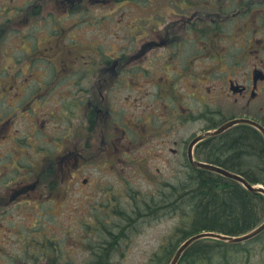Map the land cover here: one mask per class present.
Wrapping results in <instances>:
<instances>
[{
	"label": "flooded vegetation",
	"instance_id": "obj_1",
	"mask_svg": "<svg viewBox=\"0 0 264 264\" xmlns=\"http://www.w3.org/2000/svg\"><path fill=\"white\" fill-rule=\"evenodd\" d=\"M52 120L64 125L57 133ZM238 120L264 126V0H0L1 219H11L24 196L53 200L67 179L94 166L123 188L119 197L103 188L98 203L113 213L105 219L92 209L84 230L111 237L104 249L124 252L129 244L112 238L142 231L134 216L144 220L157 208L125 173H146L155 161L190 171L193 142ZM242 127L257 130L237 124L219 136ZM219 136L197 144L195 158L205 162L197 150ZM122 199L130 201L119 210L113 201ZM1 229L14 238L0 235V264H21L20 230ZM253 239L264 264V231ZM10 243L17 252L6 250ZM231 245L203 247L222 252L223 264L240 263L234 257L245 252ZM174 248L161 245L148 264H166ZM192 254L186 263L208 264L209 255L200 262Z\"/></svg>",
	"mask_w": 264,
	"mask_h": 264
},
{
	"label": "rangeland",
	"instance_id": "obj_2",
	"mask_svg": "<svg viewBox=\"0 0 264 264\" xmlns=\"http://www.w3.org/2000/svg\"><path fill=\"white\" fill-rule=\"evenodd\" d=\"M60 126L64 127L58 120H52L50 123L51 132L57 133L60 128H63ZM22 130L29 132L23 126L21 132ZM47 141L50 142L51 147L55 148L50 140L47 139ZM52 143H55V140H52ZM55 145H59V140ZM165 167V163L155 161L146 173L140 172L138 167L137 170L132 169L125 173L124 179H126L128 186L134 192H141L143 194L142 199H146L149 203L148 206L151 204L153 206L158 205V209L156 207L150 209L144 220H138L134 216L133 226L143 227L142 231H135L126 237L117 235L112 238L116 239L117 242L122 240L123 245L129 244L124 252H112L109 251L108 247L104 249L101 245L106 244L105 246H108L111 237L98 235L94 232L88 235V232L84 230L85 227L82 222L92 221V209L93 211L96 207L103 209L99 212L103 217L105 211L107 214L113 213L98 203L103 188L108 184L113 186L112 189L118 197L123 188L120 179L111 174L101 176L94 166H87L81 174L75 175L72 181L67 179L65 184L57 188L49 198L53 199L51 201L46 197L44 198V194L42 197L35 194V199L22 197L24 199H20V205L12 212L11 219L9 217L0 218V235L5 240L10 238L9 241H12L13 235L7 232V229L2 231L1 225L5 228L15 226L16 229L20 230L21 264H112L114 261L116 264H148L154 251L160 249L163 244H175L181 235L179 227H181L182 215L184 214L164 212L162 210L164 204L161 201L162 197L168 194L173 186H179L184 178V172L166 170ZM158 168L161 172H158ZM85 178L90 180L87 187L80 183ZM129 201V199H122L120 203L113 201V205L118 209H123ZM132 201L135 204L140 199L134 198ZM90 208L91 211L88 212L87 209ZM83 217L85 219H82ZM143 221H145V226ZM110 222L112 223V221ZM113 223L120 224L119 228L123 227V222L119 217L114 218ZM188 226L189 223L186 225V231L189 230ZM210 241L214 245L218 243L215 240ZM243 247L246 248L242 249L245 252L244 259L238 256L234 257L235 261L240 259V263L236 264H260L256 260L255 242L244 244ZM178 248L179 246L176 247L175 252ZM236 248L241 249V247H234V249ZM13 249L15 252L18 251L12 243L6 247V250L10 252H13ZM174 254L170 258L166 256L164 262L168 264ZM186 255L180 264H188L186 263L188 254ZM221 257V254H214L213 256L210 254L208 264H223ZM1 260H5V258L1 257Z\"/></svg>",
	"mask_w": 264,
	"mask_h": 264
},
{
	"label": "trees",
	"instance_id": "obj_3",
	"mask_svg": "<svg viewBox=\"0 0 264 264\" xmlns=\"http://www.w3.org/2000/svg\"><path fill=\"white\" fill-rule=\"evenodd\" d=\"M262 149L264 139L260 133L242 127L205 141L197 150V156L201 160L242 175L252 184H264ZM162 198L164 212L184 214L179 227L181 235L174 247L204 231L241 236L251 232L264 221L263 195L252 193L238 181L204 169L193 168L184 172L179 186H173ZM188 223L189 230L186 231ZM207 243L210 244L211 241H201L190 248V251L188 249L187 260L193 258V252L200 262L210 254H221V258H224L222 252H208V249L203 247ZM233 246L246 249L241 244ZM174 250L170 255L174 254Z\"/></svg>",
	"mask_w": 264,
	"mask_h": 264
},
{
	"label": "water",
	"instance_id": "obj_4",
	"mask_svg": "<svg viewBox=\"0 0 264 264\" xmlns=\"http://www.w3.org/2000/svg\"><path fill=\"white\" fill-rule=\"evenodd\" d=\"M236 124H248L251 125L253 127H255L258 131H260L262 133V135L264 136V127L258 123L249 121V120H238V121H234V122H230L224 126H222L220 129H218L215 132H210L207 135L204 136H200L198 137L192 144V148L198 144L200 141L205 140L208 137L211 136H217L221 133H223L224 131H226L227 129L231 128L232 126L236 125ZM190 160L191 163L200 169H204V170H208L214 173H218L224 177H227L229 179H233L235 181H238L239 183H241L247 190L251 191L252 193H259L264 195V186H260V185H254L251 184L248 180H246L243 176L236 174V173H232L220 166L217 165H213V164H209V163H202V162H197L194 160V156L192 153V149H191V154H190ZM264 230V224L261 225L259 228L255 229L254 231L239 236V237H233V236H227V235H223L220 233H215V232H204L198 235H195L191 238H189L187 241H185L180 248L178 249L173 261L171 264H178L179 260L181 259L183 253L189 248L190 245H192L193 243L197 242L198 240L204 239V238H214V239H219V240H223V241H228V242H234V243H238V242H243L246 240H249L250 238L255 237L257 234L261 233Z\"/></svg>",
	"mask_w": 264,
	"mask_h": 264
}]
</instances>
